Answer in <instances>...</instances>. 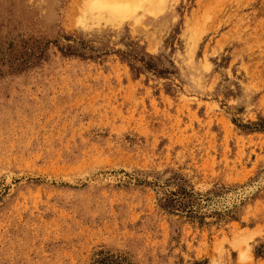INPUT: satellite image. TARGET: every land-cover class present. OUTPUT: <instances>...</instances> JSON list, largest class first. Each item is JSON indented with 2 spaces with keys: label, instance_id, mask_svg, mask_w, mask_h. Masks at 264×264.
Wrapping results in <instances>:
<instances>
[{
  "label": "rangeland",
  "instance_id": "374dc122",
  "mask_svg": "<svg viewBox=\"0 0 264 264\" xmlns=\"http://www.w3.org/2000/svg\"><path fill=\"white\" fill-rule=\"evenodd\" d=\"M101 1L0 0V264H264V0Z\"/></svg>",
  "mask_w": 264,
  "mask_h": 264
},
{
  "label": "bare ground",
  "instance_id": "6f19581e",
  "mask_svg": "<svg viewBox=\"0 0 264 264\" xmlns=\"http://www.w3.org/2000/svg\"><path fill=\"white\" fill-rule=\"evenodd\" d=\"M104 1V2H103ZM103 1H101L102 3H100V2H97V3H100L101 5L99 6V5H96V3H95V6H93L92 7V12L94 13V14H100V13H102V10H100V9H106V10H108L109 12H114V13H120V11L121 10H123L124 9V7L123 6H125L124 4H125V2L127 1V3H129L130 1L129 0H103ZM129 1V2H128ZM132 1L133 0H131V4H132ZM135 2V1H134ZM130 3H129V7L130 6H132L133 7V5H130ZM137 5H139L138 4V2L136 3ZM127 5V4H126ZM135 6V5H134ZM139 7H140V5H139ZM127 8V7H126Z\"/></svg>",
  "mask_w": 264,
  "mask_h": 264
}]
</instances>
